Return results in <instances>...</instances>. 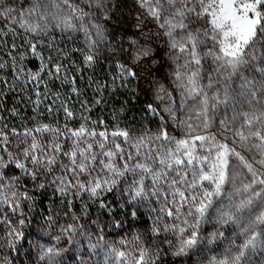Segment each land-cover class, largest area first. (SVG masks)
I'll return each instance as SVG.
<instances>
[{"label": "snow or ice", "instance_id": "obj_1", "mask_svg": "<svg viewBox=\"0 0 264 264\" xmlns=\"http://www.w3.org/2000/svg\"><path fill=\"white\" fill-rule=\"evenodd\" d=\"M88 3L95 4L104 19H109L108 0ZM136 4L141 11L134 25L140 38L130 42L134 63L118 64L119 74L112 79L111 92L124 88L135 98L139 81L146 78L139 73L151 77L148 82L153 86V101L147 103L144 117H151L149 123H154L156 130L148 127L138 134L127 128L97 131L95 126L106 129L107 122L92 121L94 127L89 129L90 117L76 129L38 123L20 132L3 124L0 223L8 226V235L13 238L9 246L14 247L24 237L23 228L30 222L28 215L38 197H60L71 210L73 200L87 194L102 216L118 228L129 217L135 220L143 215L142 208L149 215L156 214L151 231L154 236L165 234L162 244L167 248L141 246L136 254L113 249L120 264H159L162 255L173 257V264H188L194 257L202 258L195 264H203V260L207 264H264V0H136ZM61 5L71 13L62 21L65 28L75 27L73 18L81 21L79 27L88 47L83 59L91 66L100 54V44L107 39L106 30L93 20L94 13L83 11L71 0H33L30 7L21 5L19 11L15 4L0 0V18L7 28L0 30V35H15L17 28L46 35L49 19H59L54 9ZM34 17L38 22H33ZM12 48H16L15 41ZM29 51L42 61L41 66L30 73L16 68L15 80L37 86L35 112L42 103L41 73L49 69L51 61L44 62L36 43L29 44ZM5 68L0 62V69ZM62 68L60 64L54 66L57 79ZM48 75L53 72L49 70ZM133 81L136 88L130 87ZM63 82H68L67 77ZM71 84L72 93L81 95L75 79ZM3 87L16 90L0 78V89ZM108 88L107 83L96 85L100 93L96 105L105 103L103 93ZM5 95L0 90V100ZM240 96L260 110L242 112L238 127L236 117L225 118L219 121L217 133L193 135L201 126L205 130L210 127L221 105L234 106ZM45 98H50L47 89ZM4 107L0 102V109ZM48 111L52 112L51 106ZM63 111L67 118H74L66 104ZM119 111H124L123 104ZM12 114L18 113L13 109ZM113 119H118L115 108ZM176 129H183L184 135H173ZM60 137L70 139L71 147L58 142ZM229 138L232 145L248 150L255 159H246L230 146ZM205 151L207 155H202ZM232 160H238L247 172L241 174L242 186L229 194L225 185L235 180L230 175ZM236 195L242 198L236 201ZM44 220L50 232L59 229V234L40 246L38 259L43 264H65L63 257L69 248L61 247L60 241L66 238L69 245L76 243L75 251L79 252L77 235L89 233L76 216L73 220L77 223L59 224L54 215H46ZM209 224L213 231L206 233L205 225ZM228 228L232 229L231 236ZM136 240H140L139 235ZM220 244L225 247L217 251ZM98 246L89 244L92 251ZM205 252L211 255L204 256ZM75 258L86 264L82 256Z\"/></svg>", "mask_w": 264, "mask_h": 264}, {"label": "rangeland", "instance_id": "obj_2", "mask_svg": "<svg viewBox=\"0 0 264 264\" xmlns=\"http://www.w3.org/2000/svg\"><path fill=\"white\" fill-rule=\"evenodd\" d=\"M73 4L82 8L85 12H92L93 20L95 22L100 23L104 26L106 30L107 39L100 44V54L98 58H110L113 56L114 58V50L111 30L114 25V14L119 5L118 0H108L109 5H111L109 19H104V13L96 8L95 4L91 6L88 3V0H71ZM130 4V13L132 19V28L130 32V41L132 39L140 38V34L136 31L134 25L136 23L137 14L141 11L139 6L136 4V0H128ZM6 3H13L16 5L17 11H19L21 5L25 8L30 7L33 3V0H6ZM58 12L59 19L51 20L49 19V29L46 35H35L31 33H26L24 29L17 28V32L22 33L26 36L27 41L29 43H36L37 49L41 52L43 56L45 45L48 42H57L60 39H68L70 43L74 45V43H78L82 50L80 51L82 55L87 54L88 47L86 42V36L83 31L80 30L81 21L73 18L72 23L75 25L74 28L68 29L65 28L62 21L66 19L71 13L70 10L66 8V6L61 5L59 10H55ZM3 19V18H2ZM4 20V19H3ZM33 22H38L36 18H33ZM87 22V18L85 20ZM60 24V27H56V24ZM149 27H153V25H149ZM133 53V52H132ZM52 61L53 60H49ZM45 62V61H44ZM48 62V61H47ZM134 63V61H132ZM131 63V64H132ZM141 77H146L145 79L140 80L144 88L146 89L147 94V102L153 101L152 94V85L148 82L151 77H147L146 73L141 71L139 73ZM239 81L236 82V87L238 88ZM42 97V96H41ZM264 100V98H261ZM259 107L253 103H250L243 96L238 97L234 106L233 103H230L227 107L221 105L217 110L213 121L210 124L208 129H204L202 126L200 129L193 133V135H209L218 132V124L221 119L236 117V125L239 126L240 120L239 115L244 111H259ZM86 116V115H85ZM13 116L0 115V127L3 124L8 125V129L16 128L18 131L23 132L25 128L35 127L38 123L49 124L53 127H59L61 129L67 125L68 128L76 129L79 128L82 123H85L84 116H74V118H66L63 114H44V113H35V115L30 117H18L15 120H11ZM90 120L87 121V126L89 129L94 127L92 121H97L98 118L91 114L89 116ZM109 118V117H108ZM106 119V118H105ZM151 117L145 118L142 124L136 125L134 122H126L122 121L120 118L111 120H105L107 122V128L104 129L103 126H95L97 131L106 130L109 133L117 130V129H130L134 130L135 133L143 132L145 128H152L153 131L156 130V125L154 123H149ZM175 136H183V129H176L172 132ZM48 139H52L50 134H44ZM24 139V137H21ZM119 139V138H117ZM62 143L65 148L71 147V140L65 139V137H60L59 141ZM228 143L230 146L236 147L238 151L241 152L242 155L245 156L246 159L253 161L255 158L252 153L246 149H242L239 145H232V140L229 138ZM15 147V144L13 145ZM202 155H207V152H203ZM63 159L64 163H67L66 158ZM259 168V165H255ZM247 170L243 169L238 160L231 161V169L230 175L235 177L234 182L227 183L225 185V191L229 194L235 193L236 189L241 187V180L243 179L242 173H246ZM250 177V174H248ZM178 179V177H177ZM30 191H34V189H30ZM51 191V189H49ZM242 197L240 195L235 196V200L239 201ZM69 200H72V197H68ZM43 200V203L40 201ZM62 198L60 197H52L48 196L47 198H37L36 207L29 213L28 220L30 222L26 223L23 228L25 233L24 237L15 242L14 247L9 246V241L13 238L8 235L9 228L6 224L0 223V264H43V262L39 261V248L41 245H47L51 243L50 237L52 235H58L59 229L55 232H50L48 226L44 220L46 215H54L58 217L59 224L65 223H77V221L73 220V216L79 217L78 224L83 225L84 229L89 235L87 236H79L77 235L76 239L79 241V252L75 251L77 244L74 243L69 245L67 239H62L60 241L61 247H68L69 252L64 254L65 264H81L79 259L75 257L82 256L86 262V264H120L115 256L116 251H125L136 254V250L141 247H148L150 249H155L158 245L166 248L167 245L162 244V241L165 239V234L161 233L159 236H154L151 227L153 224V219L155 218V213L149 215L148 211L145 209H141L143 215L139 216L137 219L133 220L129 217L123 227H116L115 222L108 219L107 216H102L101 211L97 209V206L92 203L87 194H83L82 197H77L73 200V206L71 210H69L65 205L61 202ZM90 204L91 206L86 208L85 205ZM158 206V205H157ZM68 213L65 216V213ZM100 218L97 223H93V221H97V218ZM17 217H13L15 221ZM120 219H124V217H120ZM213 231V225H205V232ZM227 233L229 236L232 234V229L228 228ZM137 235L140 236V240L137 241ZM100 236H103V240H100ZM90 243H98V247L95 251H92L89 248ZM216 247V246H213ZM225 247L224 244H220L219 248L216 250L219 251ZM204 256H210L211 253L205 252ZM202 258L194 257L192 261H189L188 264H195L197 260ZM203 264H207L206 260H203Z\"/></svg>", "mask_w": 264, "mask_h": 264}, {"label": "trees", "instance_id": "obj_3", "mask_svg": "<svg viewBox=\"0 0 264 264\" xmlns=\"http://www.w3.org/2000/svg\"><path fill=\"white\" fill-rule=\"evenodd\" d=\"M118 1L120 3L115 11L114 25L111 30L114 58L113 56L99 58L91 66H86L83 59L84 55L80 52L82 48L78 43L73 45L68 39H60L45 45L44 61H53L50 63L49 69L41 73L43 82L39 84V91L42 96L40 97L42 103L35 112L33 111V101L37 98V86L23 79L16 81L15 69L23 68L26 72H35L40 68L42 61L31 54L29 51L30 43L22 33L16 32L15 35L9 33L8 36L0 35V62L6 64L5 69H0V78L8 81L10 86L14 85L16 88L15 91H10L9 87L0 89L6 94L0 100L5 105L4 109H0V115L9 114V116H13L12 110L15 109L18 114L11 117V120L16 121L18 117H30L38 112L48 114L50 113L48 108L51 106L52 112L50 114L58 113L66 116L63 111V106L66 104L74 116L86 117L94 114L98 120H111L115 108L118 118L122 121L134 122L136 125L142 124L145 120L144 109L148 103L146 89L142 83L139 81L138 93L135 98L128 89L120 88L116 93L111 92L112 79L119 74L118 64H131L133 61V51L130 48L132 28L130 4L128 0ZM0 30L7 31L5 21L2 18H0ZM13 41L16 43L15 49L12 48ZM21 54H24L23 58H21ZM56 64L63 65L59 79L56 78L54 72ZM49 70L53 72L51 77L48 75ZM65 77H67V83L63 82ZM72 79H75V86L82 93L81 95L72 93ZM98 83H107L109 86L108 90L103 93L105 103L100 105L95 104V100L100 95L96 90ZM25 85L27 86L25 87ZM130 87L136 88L137 82L133 81ZM45 89H47V96L50 97L48 99L45 98ZM126 97L127 102H125ZM122 104L124 111L120 112L119 109ZM89 108L91 111H88ZM159 264H173V257L162 255Z\"/></svg>", "mask_w": 264, "mask_h": 264}]
</instances>
